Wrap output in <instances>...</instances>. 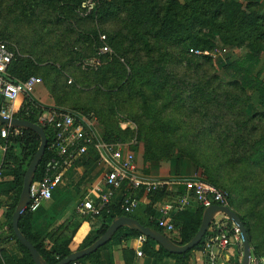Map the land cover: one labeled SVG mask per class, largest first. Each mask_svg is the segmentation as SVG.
Wrapping results in <instances>:
<instances>
[{
  "label": "trees",
  "instance_id": "1",
  "mask_svg": "<svg viewBox=\"0 0 264 264\" xmlns=\"http://www.w3.org/2000/svg\"><path fill=\"white\" fill-rule=\"evenodd\" d=\"M82 1L83 0H14V5H22L21 7H24L25 9V6L29 5L31 12H34L36 8L42 6L48 14V17H45V22L53 23L55 20L61 23L67 20H76L78 26L83 29H81L80 32H77L76 29L70 27L68 30L69 32L75 31L77 33L74 44L77 43L82 47L81 49L84 50L82 52H75L77 53L78 58L75 63L95 55L96 50L102 45L100 34H105L108 38L107 42L109 47L113 48L114 53L112 54L113 57L111 59L105 56L104 61L108 60V64H105L106 62H104V64L98 69H105L111 64L110 66L114 70L113 72H115V74L122 80L116 90H125L128 92L129 96L127 99H133L134 101V98H139L141 101L139 102L140 105L138 107L144 112L147 110L156 113V118L159 117L157 118V121L160 122L161 125L158 126L154 124L153 126H148L150 128L149 130H168L165 134L166 138H168L171 136V133H180L184 124L188 123V125H191V121L185 122L182 120V122H179V120L173 116V112H170L169 116L168 112L171 108L176 106H178L177 108H182V105L186 104L187 100H190L189 104L193 105V103H196L198 99L203 98V96L207 97L206 100L202 101L205 104L220 102L219 96L221 94H217V97H212L211 89H209L212 88L215 81L219 79L218 75H208V73L204 72V75H207L205 82L196 78V75L200 77L199 71L202 70L201 68L205 67L204 63L196 64L195 67H192V65L189 66V69H193V74L183 73V78L179 77V72H177L173 66L170 67L169 63V54L179 55L181 59H184L185 53H189V49L191 48L206 53L210 52L214 43L209 33L218 34L222 38L224 44L230 48L245 47L249 50L244 58L229 62L225 65L223 70L228 76H230V78L234 79L232 82H228L230 88H236L244 94H248V90L254 89L259 93L260 100L264 102V82L258 76L253 75L249 70L244 68L246 62L254 59L264 48V15L259 13L256 4H243L242 2L234 0H114L113 2L102 1L95 7L91 14L88 16H81L78 12V8ZM23 4H25V6ZM122 12H129L133 14V16L132 18L123 17L121 15ZM113 19H116V22L122 24V27L112 29L105 28L106 23ZM86 22H91L92 25L86 27ZM16 45L19 47L20 51H22L19 41ZM164 47V53L158 51L159 48ZM168 47L171 48V51H169ZM174 49L177 50L175 51ZM192 56L211 61V58L206 55ZM17 57L18 58L13 62L10 69L11 74L16 78L24 79L30 75H36L42 78V83L40 84L42 85L44 83L43 77L47 79L48 77L53 76V72H58V68L55 65L50 66L51 70H47L44 73L40 72L39 65L31 55L23 56V58H19V56ZM120 58L124 60V63L120 62ZM23 60H28L27 65L30 64L32 66L30 74H23L24 67L26 66V64L24 66L25 61ZM116 65L123 67L124 73L122 72L123 70ZM209 66H211L209 69H213L212 64H209ZM202 71L208 70L204 69ZM135 76L137 78L141 77L140 83H134L133 79ZM64 82L63 88L59 85L56 87L55 92L51 94L53 102L57 106H64L69 103L67 96L70 94L71 90H73V87L66 83L67 80ZM132 83L134 84L132 85ZM75 85L76 84H73V86ZM217 87L221 88V85L218 84ZM60 88L61 90H59ZM68 88L70 90H68ZM148 88L151 90H148ZM40 90L42 93L44 92V90ZM100 92L103 93L101 90ZM160 100L161 104L159 105ZM123 102L124 101H121L118 104L122 105ZM134 103L138 105V103ZM28 105L31 106L30 103ZM112 105L113 107H116V105ZM86 106L88 109L97 108V111L100 109L97 106V102L92 99H88ZM42 112L43 111H40L39 113ZM194 112L195 111H191L189 114L191 119L195 115ZM135 113L136 115L131 118L137 123L138 130H140L139 133L141 132L142 134V130H146L142 126L144 124L142 117L147 114L146 112L145 114H141V112ZM17 117L37 123L36 116L25 117L18 114ZM257 117H259L260 121L264 124V114H254L252 118L247 117L241 122L242 130L250 131V134L248 135L250 137L254 135V132L258 131V125L248 128L247 124L253 119L256 120ZM202 118H206L210 121V125H213L214 123L212 121L213 118L218 119L214 123L216 126L222 123L220 115H210V109H207V113L203 112ZM103 120L105 121L104 124H106L107 136L110 140H115L114 142L118 143L122 140L126 141L127 139L130 140L132 138L130 135L129 137H125V139H121V135H127L130 133L122 132L120 134L118 129H115L108 121V118H104ZM235 121L239 122V119L236 118ZM203 129L207 130L208 128ZM209 129V131H211V128ZM45 132L48 141L50 142L51 131L45 128ZM224 132L225 131L222 130L217 134L216 141L221 143V150L219 151H222V153L218 154V159H220L225 165L224 160L221 159L224 157L223 151L225 145L223 148V144L225 143V136L222 137ZM180 135L179 139L177 138L179 140L177 142L179 154L183 157L189 158L192 166L200 169L212 184H217L218 179L215 178L213 174L215 173L213 167L217 166V162L212 161L211 163H208L207 161L201 160L197 153L196 141L191 140V142H187L188 138H185L184 136L181 140ZM230 137H232L233 142H238L239 138L242 139V137L234 138L231 133H228V138ZM262 140L263 139L261 138L254 139V144L251 145L250 148H248V145L244 142H238L242 148H232L231 164L237 165L238 167L247 166L244 161L253 159L257 155L255 157L257 160H253L251 163L254 166L263 165L261 167L264 170L263 149L258 151L256 148ZM5 141L9 144V147L5 155L4 167L5 169L12 171L15 178V187L18 193L14 203L9 207L7 219L8 224L10 225L12 239L18 242L24 256L21 260L16 261L6 251L2 250L0 254V264H35L29 250L19 242L13 232L12 216L19 201L26 170L40 145V137L31 130L22 129L21 135H11ZM16 146L19 148V154L14 150ZM168 147L171 148L172 145ZM48 155V151H46L45 156L37 169L35 180L41 176L43 165L48 158ZM170 159V156H165L157 158L156 161H170ZM239 173L240 175H238L237 178L241 179L243 183L246 180L257 178L256 175L248 176V172H246L243 167L240 169ZM258 181H264L263 176L262 178H258ZM183 190L184 188H181L178 192H182ZM235 193V190L233 193H229L228 205L239 214L247 227L253 256H262V246L254 240L256 224L250 214L240 211L243 207V203L249 202L250 198L243 193H238L237 195H235ZM162 194H164V192H158L151 197L153 199H160ZM231 194H233V196H231ZM204 209L205 208L201 206L194 210V213H191V210L177 214L174 218L175 230L178 233L177 237H169L180 244H185L191 240L201 225ZM112 211L113 214L111 216L107 213H103L101 216L103 222L98 232L94 236L88 237V241L81 245H78L71 235L58 231L49 236V242L45 239H41V236L33 232L31 229V213L28 210L22 214L19 224L21 230L35 245L47 262L55 264L70 253L92 244L104 234L110 225L111 220L115 216L128 215L134 217L131 213H125L120 210L118 206L114 207ZM140 222L144 225L156 228L165 234L164 229L159 227L156 222ZM124 229L125 228L119 229L111 241L115 238L118 239L121 236L126 238H136L142 235L138 231L129 228H126L130 231L129 234L120 233ZM209 230L199 245L183 254L170 253L154 241L158 247L156 250L149 244V241H152L150 238H148V243L144 246V250L148 255L157 259L169 256L176 259L180 264H189L192 251L200 250L203 247L204 240L208 235ZM111 241L100 247L96 252L79 259L77 262L83 263L88 260L92 264H102L100 260L101 252Z\"/></svg>",
  "mask_w": 264,
  "mask_h": 264
},
{
  "label": "rangeland",
  "instance_id": "2",
  "mask_svg": "<svg viewBox=\"0 0 264 264\" xmlns=\"http://www.w3.org/2000/svg\"><path fill=\"white\" fill-rule=\"evenodd\" d=\"M102 1L113 2L114 0H98L97 5ZM23 5L25 6V4ZM14 6V0H0V40L9 43L11 47L18 52L19 58L31 55V57L36 60V63L39 65L38 67L40 68V72L42 73L46 72L47 70H51L50 66L52 65H55L58 68V72H53V76H50L47 79L43 77L44 83L39 85L37 88L38 90H44L42 93L43 97L41 102H39V104L37 103L39 107L37 112H40L44 108H48L49 101H52L54 104L51 94L55 92L56 87L59 85L61 88H63V84L65 83L64 81L67 80L66 83L73 87V90H71L70 94L67 96L69 103L64 106H58L60 108H57L56 110L59 112L75 114L77 117L85 120L90 124V126H92L94 130H96L97 137L104 143L115 141L110 140V138L107 136L106 124H104L105 121L103 120L104 118H108V121L115 129H118L120 134L122 132L130 133L120 136L121 139H125V137H129L131 135L132 138L130 140H122L118 143L127 145L130 147V149H132V151L135 152L137 159L136 167L143 170H145L143 165H145L146 162L154 161L156 163L157 158L165 156H170L171 158L179 157L180 154L177 149V142L179 141L178 139L180 134L181 140L183 136L188 138L187 142L195 140L197 145V153L199 154L198 156L201 158V160L207 161L208 163H211L212 161L217 162V166L212 167L214 168L215 172L213 173L214 177L218 179V183L215 185L212 184V182L205 176L201 181H206L222 191L225 190L224 192L233 193L235 190V195L238 193H243L250 198L249 202L243 203L244 208L242 207L240 211L250 214V216L253 218V221L256 224L254 230V240L260 244V246H262V257H264V181H258V178H262V176L264 178V170L261 167L263 165L254 166L251 163L253 160H257V158L255 159L257 155L253 159L244 161L246 162L245 164L247 166L242 167L246 172H248V176L256 175L257 178L246 180L243 183L241 179L237 178L238 175H240L239 171L242 167H238L234 164L232 165L230 162L232 158V148H242L238 142H244L248 145V148H250L251 145L254 144V139L261 138L263 140L261 143H259V145H257L256 148L258 151L263 149L262 153L264 154V124L260 121V118L257 117L256 120L253 119L247 124L248 128L258 125V131L254 132V135L251 137L248 136L250 131L242 130L241 127V122H243V120L247 117L252 118L254 114H264V102L262 100L256 101L253 91L248 92V94H244L238 91L236 88H230L228 84L230 81H228V77L225 75L223 69L226 64L231 62L232 51L229 46L224 44L222 38L216 33H209V35L212 37L214 45L212 50L208 53H205L204 55L209 56L211 61H206L205 59L192 56L195 54L191 53L190 49L189 53H185L184 59H181L179 55L169 54L170 67L173 66L174 69L179 72L178 74L180 75V78L184 77L183 73L191 75L193 74V69H189V66L192 65V67H195L196 64L204 63L205 67L201 69L208 71H199L200 77L196 75V78L205 82L207 75H204V72L208 73V75L217 74L219 79L215 81L212 88L209 89H211L212 97H217V94L221 95L219 96V103L205 104L202 101L206 100L207 97L203 96V98H199L196 103H193V105H190V100H187L186 104L182 105V108H177L178 106L171 108V110L168 112L169 116L170 112H173V116L179 120V122H182V120L185 122L191 121V125H188V123L184 124L180 130V133H171V136L166 138L165 134L168 130H149L150 128L148 126H153L154 124L158 126L161 125L160 122L157 121V118L159 117L156 118V113L154 111L150 112L145 110L148 116L146 115L142 117L144 121L142 126L146 130H142V134L141 132L139 133L140 130H136L138 129V125L132 119L133 116L136 115L135 112H141V114H145V112L138 107L141 100L139 98H134V101L133 99H127L129 96L128 92L125 90H116V88H118L117 86L121 84L122 80L118 75L115 74V72H113L114 70L110 66L111 64L109 65L110 67L108 66L105 69H84L78 66L77 62L75 63V61L78 59L77 53L75 52H82L84 50L81 49L82 47L77 43L74 44L77 33L75 31L69 32L68 30L70 27H72V29H76L77 32H80V30L83 29L82 27L78 26L76 20H67L61 23L55 20L53 23L45 22V17H48V14L46 13L45 8H42V6L36 8L34 12H31L29 5L25 6L26 9L21 7L22 5ZM121 15L128 18H132L133 16V14L129 12H122ZM116 21V19H113L112 21L107 22L105 28L112 29L116 27H122V24ZM91 25V22H86V27ZM101 35L105 34H100V40L102 41V44H108L107 36L104 40H102ZM18 41L22 51H20L19 47L16 45ZM225 48L227 51L224 50ZM111 49L114 51L113 48ZM168 49L171 51L170 47H168ZM164 50L165 47L158 49L159 52L163 53ZM112 57L113 56H110L109 59ZM120 60V62L124 63L122 58H120ZM23 61H25L24 66L26 64L23 74H30L32 71V66L30 64L27 65L28 60ZM104 62H106L105 64H108V60ZM209 64H212L213 69H209V67H211ZM116 66L120 67V65ZM120 69L123 70L122 72L124 73L123 67H120ZM140 79L141 77L137 78L135 76L133 79L134 83H140ZM134 83H132V85ZM73 84L76 85L73 86ZM218 84L221 85V88L217 87ZM61 88L59 90H61ZM68 90L70 89L68 88ZM100 90L103 91V93H101ZM148 90L151 89L148 88ZM37 92L38 91H36L35 94H37ZM88 99H92L93 101L97 102V106L100 109L98 111L97 108L88 109L86 106ZM121 101H124L122 105L118 104ZM134 102L138 103V105ZM112 104L116 105V107H113ZM160 104L161 100L159 101V105ZM207 109H210V115L213 114L221 116L220 120H222V123L220 125L216 126L214 124L218 120L216 118L212 119L214 122L213 125H210V121H208L206 118H202L203 112L207 113ZM191 111H195V115L192 119L189 117ZM236 118L239 119V122L235 121ZM203 128L208 129L204 130ZM209 128H211V131H209ZM222 130L225 131L222 135V137L225 136V143L223 144V148L224 145L225 148L223 151L224 157L221 159L224 160L225 165L220 159H218V154L222 153V151H219L221 150V143L216 141L217 134ZM228 133H231L234 138L242 137L243 140L239 138L238 142H233L232 137L228 138ZM170 145H172L171 148L168 147ZM14 150L17 154H19V148L17 146L14 148ZM0 153H2L1 150ZM5 176L6 175H4L2 178ZM9 177L10 175H7L5 178ZM190 184L192 185V183ZM172 185H175L174 190L176 191L170 190L168 192V196H165L164 192L161 197L167 202H171L176 199L178 190L181 189L183 183L178 182ZM186 186H188V184H186ZM2 190L6 193L8 197V204L11 206L18 196L17 191L16 194L14 192V194L11 195V192L13 191H10L6 188H2ZM231 196H233V194H231ZM161 204H158L157 208H159ZM192 211L191 213H194V210ZM75 218V224L80 223L81 220L87 219L78 215H76ZM164 232L173 238V235L170 232L165 230ZM87 241L88 240L85 239L83 244H85Z\"/></svg>",
  "mask_w": 264,
  "mask_h": 264
},
{
  "label": "built area",
  "instance_id": "3",
  "mask_svg": "<svg viewBox=\"0 0 264 264\" xmlns=\"http://www.w3.org/2000/svg\"><path fill=\"white\" fill-rule=\"evenodd\" d=\"M98 0H83L78 8L81 16H88L97 6ZM105 35H101L104 40ZM227 51V49H224ZM195 55H204L206 52L190 49ZM112 49L103 43L96 54L78 61V66L84 69L99 68L104 64V57L112 56ZM18 52L5 41L0 40V114L4 117L36 116V122L44 129L51 131L47 149L48 158L45 160L41 176L34 180L30 188V203L26 210L33 213L42 204L50 199L55 188L64 180L69 167L80 157L88 154L92 146L99 141L100 157L106 166V173L102 182L97 184L89 194L76 206L80 217H101L103 213L113 214V208L118 206L125 213H133L140 205L139 195L158 192H169L171 185L167 180L151 179L138 172L136 154L123 143H104L98 140L97 132L85 120L75 114L59 112L57 110L39 108L34 102L33 94L42 83V78L30 75L24 79L14 77L11 72L13 62L18 58ZM31 104L29 106L28 104ZM19 118V117H18ZM1 125V124H0ZM22 134L21 128L10 125L0 126V150L3 157L6 155L9 144L6 143L11 135ZM4 164V163H3ZM4 167V166H3ZM2 168V167H1ZM4 168L0 169V178L6 175ZM126 187L122 199L118 200L120 191ZM229 193L224 192L206 181H198L178 192L176 199L163 202L158 210L159 216L155 222L167 232L175 231L173 217L183 211H191L198 207H208L214 204L228 205ZM212 226L217 228V235L206 244L211 264H217V253L213 252L212 245L218 243L220 247L239 243L243 246V238L236 225L232 228L234 241H231L230 231L224 222L215 221ZM12 239L8 222L0 220V254L5 239ZM140 241L147 240L141 235ZM139 254H142L140 252ZM73 264H80L74 261ZM251 264H264V257L252 256Z\"/></svg>",
  "mask_w": 264,
  "mask_h": 264
},
{
  "label": "crops",
  "instance_id": "4",
  "mask_svg": "<svg viewBox=\"0 0 264 264\" xmlns=\"http://www.w3.org/2000/svg\"><path fill=\"white\" fill-rule=\"evenodd\" d=\"M234 1L242 2L243 4H256L259 13L264 15V0ZM231 51V62H233L244 58L249 50L245 47H240L231 48ZM244 68L249 70L253 75L258 76L264 82V48L254 59L246 62ZM225 75L228 77V81L232 82L234 80L226 73ZM36 91L38 92L37 94H33V99L36 104H39L42 100L43 94L41 90L36 89ZM252 91L256 101H260L259 93L254 89L248 90V92ZM48 104L50 108L48 107L44 109L56 110L57 108H60L57 105H54L52 101H49ZM99 143L100 142L97 141L96 145L91 147L88 154L80 157L69 167L64 180L55 188L52 197L46 200L39 209L31 213V229L36 234L40 235L41 239H45L49 242V236L58 231L71 235L76 243L81 245L85 239L94 236L100 229L103 222L101 217H87V219L81 220L80 223H74V221H76L75 216L78 215L76 212L77 204L84 199L97 184L103 181L106 173V166L100 157ZM4 159L5 156L3 157L2 153H0V169H5V167H3L5 166V164H3ZM143 167L145 170L137 168L138 171L140 169L139 173L151 179L169 181L171 184L169 189L173 191H176L174 190L175 185H172L174 183H183L181 188L185 189L187 187L186 184L198 182V180L201 181L204 178L202 171L192 166L189 158L181 155H179V157H172L170 161H157L156 163L154 161L146 162ZM5 171L6 176L10 175V177L5 178V176L4 178H0V220L4 223L8 222L7 213L10 206L8 204V197L2 188L13 191L11 192V195L14 194V192L16 194L17 191L12 171L9 169H5ZM126 190L125 187L120 191L117 198L118 200L122 199ZM152 195L153 194L147 195L141 193L139 195L140 205L133 213H131L134 217L144 223L155 222L156 220L154 219L159 216L157 205L161 204L162 201L166 202L163 198L153 199L151 197ZM165 196H168V192H165ZM194 206L195 208L193 209L196 210L197 206ZM176 215H174L173 220ZM215 221L227 224L231 235V241H234L232 228L235 224L225 215L217 216ZM129 232L130 231L125 228L120 233L129 234ZM170 233L174 237H177L178 233L176 231ZM217 233V228L211 226L209 233L204 240L203 247L200 250L192 251L189 264H211L206 244L211 238L216 236ZM140 237L141 236L136 238H126L121 236L118 239H113L101 252L100 260L102 264H180L173 257L167 256L162 259H157L148 255L144 250V246L148 243V238L147 240L140 241ZM149 244L156 250L158 249L153 240L149 241ZM212 249L214 253H217V264H238L241 263L243 259V246L239 243L233 242L226 247H220L218 243H215L212 245ZM3 251H6L16 261L21 260L24 256L18 242L14 239H5ZM140 252H142V254H139ZM80 264L92 263L87 260Z\"/></svg>",
  "mask_w": 264,
  "mask_h": 264
},
{
  "label": "water",
  "instance_id": "5",
  "mask_svg": "<svg viewBox=\"0 0 264 264\" xmlns=\"http://www.w3.org/2000/svg\"><path fill=\"white\" fill-rule=\"evenodd\" d=\"M0 124L31 130L38 134V136L40 137V145L38 147V150L32 158L23 179L19 201L12 216V229L19 242L29 250L35 264H51L47 262V260L42 256L35 245L28 239L25 233L21 230L19 224L22 214L26 211L30 203V188L33 181L35 180L37 169L46 153L48 145L47 134L42 126L28 119H21L18 117H4L0 114ZM219 215L227 216L240 230L243 238V259L241 261V264H251L253 253L251 242L247 233V227L239 214L227 204H214L206 207L203 211L201 225L197 233L191 240H189L185 244L177 243L166 234L160 232L156 228L144 225L134 217L128 215L115 216L111 220V223L104 234L96 239L92 244L70 253L68 256L61 259L55 264H70L96 252L100 247L106 245L109 241H111L116 232L121 228H129L131 230L138 231L143 236L150 238L151 240L161 245L166 251L170 253L183 254L188 252L189 250H192L201 243L206 233L211 228L215 218Z\"/></svg>",
  "mask_w": 264,
  "mask_h": 264
}]
</instances>
